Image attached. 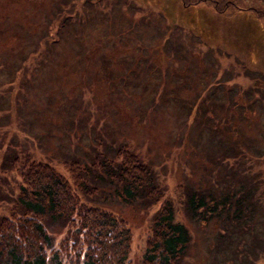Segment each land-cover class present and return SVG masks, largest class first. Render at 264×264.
Segmentation results:
<instances>
[{"label":"rangeland","instance_id":"rangeland-1","mask_svg":"<svg viewBox=\"0 0 264 264\" xmlns=\"http://www.w3.org/2000/svg\"><path fill=\"white\" fill-rule=\"evenodd\" d=\"M120 144L162 195L141 203L98 167L83 175L96 190H75L125 219L124 264L139 263L162 198L185 230L181 264H264V0H0V214L17 199L13 154L70 181L64 159L87 165ZM238 181L245 219L236 189L206 209V192ZM46 221L58 246L65 226Z\"/></svg>","mask_w":264,"mask_h":264},{"label":"trees","instance_id":"trees-1","mask_svg":"<svg viewBox=\"0 0 264 264\" xmlns=\"http://www.w3.org/2000/svg\"><path fill=\"white\" fill-rule=\"evenodd\" d=\"M113 155L94 154L87 165L79 164L73 157L64 159L69 181L47 160L31 157L27 152L13 154L9 163L16 174L17 199L0 214V264H49L51 258H55L54 264H72L71 256L79 264H124L130 243L125 219L111 209L82 198L75 188L84 193L96 190L95 185L87 184L83 176L95 167L122 185L126 195L138 193L141 203L160 197L162 186L154 178L149 163L125 145H117ZM221 179L223 183L225 178ZM237 183L239 186L232 189L222 185L220 196L206 192V199L211 200H206V209L214 210L218 203L230 205L232 190L236 189L233 218L243 219L239 210L244 199V183ZM199 195L200 199L196 200L192 195L188 196L189 210L194 212L198 203L203 204L202 193ZM210 203L211 207L208 206ZM53 217H58L66 229L58 239V246H54L44 225ZM220 222L230 228V235L229 216L225 215V220ZM224 237L229 238L227 233ZM185 238L183 225L171 220L170 206L162 198L152 216L138 264H181ZM60 257H67V262H61Z\"/></svg>","mask_w":264,"mask_h":264}]
</instances>
